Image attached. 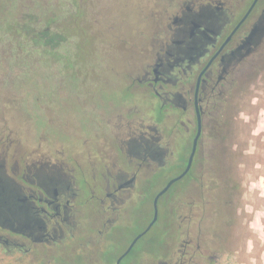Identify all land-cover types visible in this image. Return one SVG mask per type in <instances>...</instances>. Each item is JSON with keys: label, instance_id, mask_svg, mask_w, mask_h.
I'll list each match as a JSON object with an SVG mask.
<instances>
[{"label": "flooded vegetation", "instance_id": "obj_1", "mask_svg": "<svg viewBox=\"0 0 264 264\" xmlns=\"http://www.w3.org/2000/svg\"><path fill=\"white\" fill-rule=\"evenodd\" d=\"M252 3L235 13V0H183L160 34L140 37L119 99L134 103L121 110L118 100L101 102L100 136L83 163L38 157L21 172L18 159L9 164L1 153L0 264H225L238 226L235 185L223 180L216 205L207 163L227 149L233 101L264 67V0L249 10ZM165 166L173 178L184 173L183 182L158 198L151 223L162 189L152 196V188ZM148 202L151 219L129 232ZM159 211L162 234L153 240Z\"/></svg>", "mask_w": 264, "mask_h": 264}, {"label": "rangeland", "instance_id": "obj_2", "mask_svg": "<svg viewBox=\"0 0 264 264\" xmlns=\"http://www.w3.org/2000/svg\"><path fill=\"white\" fill-rule=\"evenodd\" d=\"M182 1L0 0V157L7 153L9 164L18 159L21 172L25 161L38 157L54 161L71 155L83 163L87 147L100 136V104L119 103L125 93V64L135 56L140 37L160 34ZM235 1L239 13L247 0ZM43 30L50 37L47 44ZM133 103L121 100L120 109ZM136 104L139 108L138 99ZM227 125L222 139L227 149L223 154L215 149L207 163L218 184L210 190L216 205L225 179L235 185L238 226L225 264H264V67L233 101ZM176 174L165 166L152 196ZM182 182L171 186L159 205ZM150 203L141 226L129 232L151 219ZM161 226L159 211L148 236L158 239ZM32 258L25 255L24 263Z\"/></svg>", "mask_w": 264, "mask_h": 264}, {"label": "water", "instance_id": "obj_3", "mask_svg": "<svg viewBox=\"0 0 264 264\" xmlns=\"http://www.w3.org/2000/svg\"><path fill=\"white\" fill-rule=\"evenodd\" d=\"M256 2V0H253V3L252 5L250 6L249 10L251 9V7L254 5V3ZM248 10V12H249ZM199 133H200V130L198 129V132L194 138V142H193V147H192V150H191V153H190V156H189V159H188V163H187V166H186V169L184 171V173L187 171V169L189 168L190 166V162H191V159H192V155H193V152H194V148H195V142H196V139L198 138L199 136ZM182 173L181 175L175 177V178H172L171 180L168 181V183L165 185V187H163L157 194L156 196L154 197V200H153V206H154V215H153V220L151 223H153L155 220H156V217H157V201H158V198L164 193L167 191V189L170 187V185L177 181L179 178H181L183 176Z\"/></svg>", "mask_w": 264, "mask_h": 264}, {"label": "trees", "instance_id": "obj_4", "mask_svg": "<svg viewBox=\"0 0 264 264\" xmlns=\"http://www.w3.org/2000/svg\"><path fill=\"white\" fill-rule=\"evenodd\" d=\"M30 30H31V29H30ZM41 36H42L43 42H44L45 44H47L48 42H50V37H49V34H48V32H47L46 30H43V31L41 32Z\"/></svg>", "mask_w": 264, "mask_h": 264}]
</instances>
